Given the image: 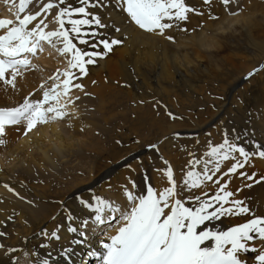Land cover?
<instances>
[{
	"label": "bare ground",
	"instance_id": "6f19581e",
	"mask_svg": "<svg viewBox=\"0 0 264 264\" xmlns=\"http://www.w3.org/2000/svg\"><path fill=\"white\" fill-rule=\"evenodd\" d=\"M17 2L16 0H0V19L18 20L25 13H32L29 10L33 8L35 11L38 10L36 1L32 0L27 3L25 13H19L18 16ZM187 2L189 6L199 9L203 16L189 13L184 25L166 29L175 38L171 41H164L158 36L160 34L157 35L155 32L139 29L129 22L127 14L116 8L115 5L106 10L89 9L97 12L103 22L108 25L105 30L108 36L116 37L122 43L113 46L104 58H97L94 65L88 66L86 76L78 78L82 88L70 90L71 95L78 96L77 99L80 100L79 102L77 99L73 100L78 108L71 104L67 106L64 102L66 116L37 124L27 133L23 130V123L6 126L4 136L0 137L5 141L4 144H0V167L2 169L0 172V231L5 233L0 237V246H2L0 247V264H10L12 255L17 257L15 264H29V260L34 258L30 257L28 253L34 246L42 254L51 253L50 264H67V261L59 255V251L65 247L73 250L69 254L72 264H97V258L87 254L89 251L99 250V241L103 239L107 242V235L103 232L99 235L94 233L90 222L85 229V237H80L78 232L67 233L68 223H72L74 227L78 228V231L79 225L77 221L69 222L65 219L61 203L70 209L71 213L83 219L87 213L78 204L77 196L90 200L94 193L102 199L119 203L122 198L120 186L126 185V178L129 176L137 184H141L147 177L152 186L162 188L167 185V178L163 176L162 171L155 170L171 167L173 177L179 183L183 179V173L191 170L190 167H185L187 160L191 158L189 153H193L198 158L206 151L209 141L202 143L203 135H200V130L206 132L209 139L213 137L210 140L213 144L222 141V133H226L230 139L233 138L228 130L213 132V125L219 119L220 111L230 103L238 85L246 78L245 70V72H241L242 69L237 71L236 80L223 92L222 97H219L215 102L208 101L207 104L210 106L202 110L199 116L196 113L184 112L185 108H181L180 117L164 115V113L158 114V111H156L157 113L153 112L151 108L153 103L150 104V97L155 89L145 83L144 74L150 69L154 74L157 86L161 82H163L162 84L168 82V85L170 82L175 84L177 82L181 87L189 83L197 73L202 71L204 61L198 56L186 59L184 53H180V51L184 50L185 53L190 54L188 51H209L221 48L223 45L221 39L234 34L231 29L232 25H238L237 32L239 33H250L258 26L256 17L263 11L256 8L260 6L264 10V0H242L249 4L248 8L253 12L257 10L255 14L252 12L251 15H245L243 18L240 15L236 16L237 14L222 17L225 9L221 10L222 13L214 10L209 11L206 15L203 11L210 10L213 4L205 6L203 0H187ZM68 3L76 5V0H68ZM40 5L42 6L41 3ZM239 7L240 4L237 5L235 2L233 9L237 10ZM55 10L54 8L49 17L44 18L47 22L46 30L56 28L53 26L54 20L50 18L54 15ZM210 14L215 19H210L208 17ZM205 15L206 17H204ZM122 16L126 17L122 19ZM181 27L186 29L185 32L194 30L198 32L187 35L188 32L185 34L179 30ZM117 28L119 32L116 31ZM3 32L4 29L0 28V34ZM204 33L209 35L205 36ZM252 38L255 36L245 37L250 42H252ZM218 40L221 41L218 42ZM252 44L256 46L257 42H252ZM41 47L42 51L38 49L35 54L30 55L29 67L21 69L20 77L15 78V87L10 84L5 85L0 81V106L15 107L23 103V98L29 92H33V89H37V91L33 92L29 99L40 98L41 88L51 89L53 83L59 84V80H55L53 74L62 75H59V70L67 68L68 58L57 51L58 46L41 42ZM260 47L261 45L258 46V48ZM262 56L261 54L254 59L257 61L256 65L262 63L264 58ZM175 71V75H179L178 80L172 79ZM50 77L52 78L50 79ZM106 78L108 82H105ZM91 88L95 95L101 97L100 100L97 99L98 103L97 106L95 105V109L99 111L98 114L103 124L114 122L120 127L119 129L109 128L108 125L105 127L99 125L95 117L96 114L87 116L83 114L82 102L87 100L86 96L89 99L90 95L83 96L82 94L90 92ZM133 91H140V93H131ZM150 92L152 93L150 94ZM130 93V100H134L135 105L130 107L128 113L116 112L115 109L118 105L115 100L120 103V98H124ZM163 93L168 97L171 91L164 90ZM158 95L156 96L158 97ZM62 101L64 99H61ZM153 101L155 102L154 99ZM102 109L105 112H100ZM164 110H167L165 105ZM114 123L112 124L114 125ZM121 128L124 129L120 130ZM176 132L183 133V136L174 137L173 134ZM197 133L199 135L197 139L187 136ZM239 137L238 142L241 144L250 141L261 149V146H264V98L248 135ZM132 138L139 140V143H134ZM186 139H190L192 144L187 143ZM197 140H199V144H197ZM152 143L157 144L158 151L146 148V145ZM247 147L251 148V144ZM165 161L167 164L164 163ZM254 162L261 163V168L257 169ZM126 165H130L131 168ZM227 166L225 163L222 168L226 169ZM246 171L249 174L255 172L256 179L264 175V158L251 157L246 165ZM230 175L232 178L229 180V191L235 192L237 187L247 183L236 174ZM4 183L13 187L19 196L9 193L3 187ZM127 186L130 187V185ZM208 188L212 189V191L205 189L208 195L214 194V185L209 183ZM197 194H199L198 191ZM235 195L243 200L251 210L256 209L259 212H264V182L252 183L250 187L242 188ZM185 203L187 206L188 202ZM262 213L254 215L264 216ZM249 218L251 217H248V214H243L221 218L219 223L226 230L227 227L245 222ZM56 224L61 226L58 230L60 239L52 240L50 247L46 250L39 249L43 237L35 234L43 230L50 232ZM105 231L109 235L115 234L114 230L106 229ZM250 235L252 234L250 233ZM72 239L83 240L84 243L73 245L70 243ZM254 243L259 246V239L257 238ZM9 247L19 248L20 251L10 253L6 257L4 253ZM248 255L250 258L251 254ZM90 259L92 263H89Z\"/></svg>",
	"mask_w": 264,
	"mask_h": 264
},
{
	"label": "snow or ice",
	"instance_id": "6c2138e0",
	"mask_svg": "<svg viewBox=\"0 0 264 264\" xmlns=\"http://www.w3.org/2000/svg\"><path fill=\"white\" fill-rule=\"evenodd\" d=\"M220 2L227 10L235 0ZM27 3L28 0H20L18 16L25 13ZM209 3L210 0H203L205 6ZM36 4L37 11L25 13L16 22L0 19V28L4 29L0 34V81L15 87V78L21 75V69L30 65V55L38 49L42 51L41 42L58 46L57 51L68 58L67 68L61 76L53 74L59 84L53 83L51 89L41 88L40 98L29 99L37 91L33 89L23 98V103L0 108V137L4 136L7 125L23 123V130L27 133L37 124L66 116L61 99L72 104L77 98L71 95L70 90L82 88L78 78L86 76L88 66L94 65L97 58H104L113 46L122 43L120 39L108 36L105 31L108 25L97 12L89 9L106 10L115 5L139 29L155 31L160 35L166 29L179 27L187 21L189 13L202 14L185 0H76L78 6H73L68 0H47L39 6L40 0H36ZM54 8L56 10L50 18L57 27L46 30L44 18L49 17ZM210 18L215 19L211 14ZM180 30L184 29L181 27ZM116 31L119 32V29ZM166 38L172 39L170 36ZM261 70H264V62L249 71L246 78ZM173 135L179 137L181 133ZM222 135L219 143L209 141L206 151L198 158L189 153L191 158L185 167L191 170L183 173L179 183L174 179L171 167L155 170L162 171L167 178V185L162 188L152 186L147 177L137 184L129 176L126 185L120 186L122 198L119 203L102 199L94 193L90 200L77 196L78 204L87 213L83 219L61 203L65 219L77 221L79 225L78 231L77 227L68 223L67 233L78 232L80 237H85V229L90 222L94 233L107 235V242L103 239L99 241V250L87 254L96 257L97 264H264V216L253 215L250 207L235 195L252 183L264 182V175L256 179L255 172L249 174L246 171L250 158H264V150L254 142L239 143L240 137L235 134L231 139L226 133ZM4 143L0 139V144ZM249 144L251 148L247 147ZM146 148L158 151L155 143L146 145ZM164 163L167 164V161ZM225 163L228 165L226 169L222 168ZM126 167L131 168L130 165ZM230 174H236L247 183L237 187L235 192L229 191ZM209 183L214 185L212 195L205 191H212L208 188ZM3 187L19 196L8 183H4ZM20 198L23 199L22 196ZM185 202H188L187 206ZM243 214L251 218L226 230L220 226L221 218ZM60 227L56 224L50 232L43 230L35 234L43 237L39 249L46 250L52 240L60 239ZM106 229L114 230L115 234H107ZM4 235L0 231V237ZM257 238L259 246L254 243ZM70 243L77 245L84 241L72 239ZM17 251L20 249L9 247L4 255L7 257ZM72 251L69 247L59 251L67 264H72L69 259ZM28 255L34 258L29 260V264H50V252L42 254L34 246ZM16 260L17 257L12 255L10 264H15Z\"/></svg>",
	"mask_w": 264,
	"mask_h": 264
},
{
	"label": "rangeland",
	"instance_id": "374dc122",
	"mask_svg": "<svg viewBox=\"0 0 264 264\" xmlns=\"http://www.w3.org/2000/svg\"><path fill=\"white\" fill-rule=\"evenodd\" d=\"M16 1H18L17 5H16V7H17L20 4V0H16ZM29 1H32V0H29ZM34 1H36V0H34ZM44 2H47V0H40L41 4H43ZM185 2L188 3L187 0H185ZM235 2H237V5L240 4L238 11L236 9H233ZM235 2L231 3L226 10L225 6L220 2V0H210L209 5L210 6L212 4L213 5L211 6L210 10H207V11L205 10L203 12L206 15H208L209 11H214V10L221 11V10L225 9V12L222 13V11H221L222 17L224 15H230L229 13H236L237 14V15L235 14L236 16L240 15L242 18L245 15H251L252 14L253 11H252V9L248 8L249 4L247 2H242V0H236ZM73 6H78V5L73 4ZM260 8H261L260 6H259V8L258 7L256 8V9L263 11V13L261 15L256 17L258 26L256 27V29H253L250 33H244V32L239 33V32H237V26L238 25H232L231 29L234 31V34L232 36L231 35H228L227 37L224 36V38L221 39L222 44H223V45H221V48H217V49H213V50H209V51H188V52H190V54L185 53L186 51H184V50L180 51V53H184V58H186V59L191 58L192 56H198L204 61V67L202 68V71L197 73L192 81H189L190 84L186 83L181 87V85L179 86V84L175 81L176 84L174 82H170L168 85V82H164V84H162L163 82H161L157 86L155 84L156 79L154 77V74L150 71V69H149V71H146V73L144 74L145 81H146L145 83L148 86H151V87H153V89H155V91H152L153 95L151 94L152 92H150V94L152 96V97H150V104L153 103L151 105L153 112L158 111V114L164 113V115L167 114V115H172V116H175V115L179 116L182 112L181 108H185L184 112H187L189 114L196 113L197 116H199L202 113V110L207 109L210 106V105L208 106V104H207L208 101L215 102L218 100L219 97H222L221 95H223V92H225L229 88V86L236 80V78H237L236 72L237 71L242 69L241 72H243L245 70L246 72L244 71L245 72L244 75H246L254 67H257L258 65L255 64V62H257V61H255L254 59L258 58L261 54L264 56V51L262 53H260V51L264 50V10L262 8L261 9ZM34 11H35L34 8L29 10V12H34ZM256 11H254L253 13L255 14ZM202 14H200V15H202ZM200 15H198V16H200ZM206 15L204 17H206ZM125 17L126 16H122V19ZM208 17L210 18V16H208ZM202 19H204V18H202ZM10 21L16 22L17 19H13V20L10 19ZM185 23H186V21L182 22L181 24L184 25ZM53 26L57 27L55 21H54ZM183 29H184V27H183ZM234 29L236 30V32ZM185 30L186 29H184L183 31H181V30L180 31L185 32ZM166 31L167 30H165V33L163 35H158L155 31L154 32H155V34L160 36L162 39H164V41H169V40L171 41L174 38V36L172 33L168 32V31L166 32ZM154 32H152V33H154ZM187 32H188L187 35H191V34L198 32V31L194 30V31H187ZM187 32H185V34ZM204 34H206L205 36L209 35L208 33H204ZM166 35L172 37V39H167ZM248 36H255V38H252L253 40H251V41L257 42L256 46H254L252 44V42L245 39V37H248ZM221 40H218V42ZM260 45H261V47L258 48V46H260ZM177 55H179V54H177ZM36 57H37V54H36ZM262 62H264V58H263ZM31 67H33V66H31ZM64 70H66V69L59 70V75L62 74ZM175 73H176V71L173 73L172 79L178 80L179 75H175ZM40 76L43 77L42 75H40ZM18 77H20V76H18ZM250 78L251 77L245 78L238 85V88H237L236 92L234 93V95L232 96L230 103L225 105V107L220 111L219 119H217L215 124L213 125V132H221L224 130H228L229 134L232 135V137L234 134L235 135L238 134V136H243V137L248 135V133L250 131L251 124L256 119V116L260 111L261 102L264 98V70H261V71L255 73L252 76V79H250ZM55 80H57V79L55 78ZM106 81L108 82L107 78H106L105 82ZM109 83H111V82H109ZM112 85L117 87V88H121V87L116 86L115 84H112ZM112 85H110V86H112ZM148 89L150 90V88H148ZM92 90L93 89L91 88L90 92H84L82 94L83 96H86V94L90 95L89 99L86 96L87 100L82 102V105L84 106L83 114L86 116L90 115V114L91 115L96 114L95 117L97 118L99 125L101 124V125H103V127L108 125L109 128H112V127L115 128L116 127L117 129H119L120 127L117 126V124H115L114 122H112V123H114V125L112 123H108L105 125L103 124L101 117L98 114L99 111L95 109V105L97 106V103H98L97 99L100 100L101 97H99L98 95H95ZM159 90H160V92H159ZM162 90H163V92H164V90H170L171 93L167 97V96H165V93L162 92L164 94L162 96V93H161ZM131 93H140V91H133ZM131 93L128 95H125L124 98H120V103L117 100H115L116 105H118V107L115 109L116 112L128 113L130 111V107L135 105L134 104L135 102L133 103L134 100H130L129 96L131 95ZM155 94L156 95L161 94V95L160 96L158 95V97H159L158 98ZM153 96H154V98H153ZM155 96L157 97V100L155 99L156 98ZM77 97L78 96H76V98ZM121 99H123V100L121 101ZM153 99L155 100V102L153 101ZM166 99H167V101H166ZM77 100H78V102L80 101L79 99H77ZM160 101L162 102L161 104H160ZM64 102L67 104L66 100L62 101L61 103H64ZM71 105L78 108L76 106V104H74V103H72ZM164 105L166 106L167 110H164ZM211 105H214V104H211ZM67 106H68V104H67ZM160 106L162 109L160 108ZM211 109H214V108H211ZM186 110H188V111H186ZM78 111H79V109H78ZM165 111L166 112L169 111V113H166ZM100 112H105V110L102 109V110H100ZM132 115H133V113H132ZM118 124H121V123H118ZM140 127L142 128V125H140ZM100 129H102V128H100ZM122 129H124V128H121L120 130H122ZM200 131H201L200 135H203L202 143H207L208 141H210L213 138V137H211L209 139L207 137V135L205 134L206 132L204 133L203 130H200ZM182 134L183 133H181V135ZM187 136H189L191 138L196 137V139H197L199 135L197 133L196 135H193V136L192 135H187ZM131 140H134V139L132 138ZM186 142L192 144V141H190V139H186ZM134 143H139V140H134ZM256 160H260V159H256ZM254 163H255V167L257 169L261 168V166H262L261 163H259V162H254ZM1 170L2 169L0 167V172H1ZM252 213L254 215L255 213H262V212H259L256 209H252ZM262 214L264 215V212ZM248 217H250V216L248 215ZM89 263H92V260Z\"/></svg>",
	"mask_w": 264,
	"mask_h": 264
}]
</instances>
